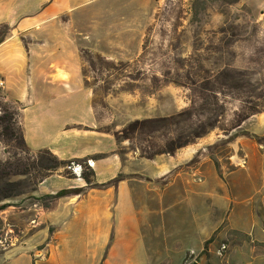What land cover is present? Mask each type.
Listing matches in <instances>:
<instances>
[{"label":"rangeland","instance_id":"rangeland-1","mask_svg":"<svg viewBox=\"0 0 264 264\" xmlns=\"http://www.w3.org/2000/svg\"><path fill=\"white\" fill-rule=\"evenodd\" d=\"M143 5L150 16L142 17L138 24L143 35L136 57L107 59L90 46L95 37L87 38L81 47L83 76L93 91L98 129L119 134V148L140 155L190 141L175 152L199 149L181 167L192 166L191 178L201 176L208 162L221 174L222 169L230 171L231 198L236 201L231 200V209H254L258 221L246 217L243 227L252 234L256 230L263 238L264 11L241 0H148ZM125 20L119 17L117 21ZM137 20L132 18L131 23ZM89 21L86 19L87 26ZM9 35V26L0 24V41ZM20 109L21 104L9 100L0 86V190L12 194L1 202L7 207L0 211V264H7L26 249L32 250L34 264L45 262L57 247L51 239L56 227L50 226L47 236L40 231L44 228L41 222L45 223V212L50 213L57 200L35 192L45 175L74 174L72 162L51 172L42 167L54 162L46 149L31 150L24 143ZM5 110L16 113L14 130L3 117ZM145 119L154 122L132 125ZM243 157L247 158L245 166L239 164ZM75 163L82 165V178L92 169L88 161ZM138 185L140 190L147 186L143 181ZM240 218L237 209L233 220ZM153 221L157 235L161 232L159 219ZM229 233L233 239L245 238L234 230ZM217 234L205 242V249L195 247V252L163 241L151 242L157 254L162 252L153 264H217L209 260L207 251ZM230 243L228 239L214 243L217 261L225 262L228 253V264H264V255L256 253L252 245L231 251ZM222 245L226 249L221 251ZM167 248L171 249L164 250ZM11 264L26 263L21 259Z\"/></svg>","mask_w":264,"mask_h":264},{"label":"crops","instance_id":"crops-1","mask_svg":"<svg viewBox=\"0 0 264 264\" xmlns=\"http://www.w3.org/2000/svg\"><path fill=\"white\" fill-rule=\"evenodd\" d=\"M147 1L0 0V24L10 28L9 37L0 41V81L8 99L21 104L27 145L31 150L48 148L63 160H91L94 181L99 184L88 185L75 173L60 172L40 182L37 195L84 190L60 197L50 213L45 212L40 231L50 236V226L56 227L51 239L57 247L39 264H153L162 252L157 254L149 243L163 241L195 252V247L205 249L216 231L217 239L207 250L213 263L228 264V253L225 262L216 260L218 239H228L231 251L252 245L264 255V237L243 227L246 217L258 221L255 210L231 209V200L236 201L231 198L230 171L222 169L221 174L208 162L201 180L191 178L192 166H181L199 148L147 158L136 151H122L115 133L98 129L93 91L83 76L81 47L87 38L95 37L90 46L107 59L136 57L143 35L138 24L150 16L143 7ZM241 1L264 11V0ZM119 17L126 20L118 23ZM132 18L138 20L131 23ZM119 175L121 180L113 184ZM139 181L146 182L144 190ZM237 209L241 218L234 221ZM153 218L159 219L157 235ZM231 230L245 238L234 236V241ZM31 252L26 249L7 264L21 259L34 264Z\"/></svg>","mask_w":264,"mask_h":264},{"label":"trees","instance_id":"trees-1","mask_svg":"<svg viewBox=\"0 0 264 264\" xmlns=\"http://www.w3.org/2000/svg\"><path fill=\"white\" fill-rule=\"evenodd\" d=\"M97 57H99L100 59L103 58L105 59L104 56H102L101 54H97ZM107 60V59H105ZM85 80V79H84ZM85 82L87 83V81L85 80ZM88 86V84H87ZM16 113L15 112H11L8 113L6 110L4 111V118L5 120L10 123L9 127L12 128V130H14L15 126L18 125V121L15 117ZM154 122L151 119H145V120H135L132 125L135 124H148ZM241 125V124H238ZM22 135H23V141L24 143H26L25 138H24V134H23V130H22ZM119 134H116V137L118 138ZM190 143V141L184 142V143H178L175 146L170 147L167 150H163V151H159V152H154V153H149V154H143V157H147V158H151L154 155H159V154H163V153H174L177 149H179L180 147H183L184 145ZM47 152L50 154L51 159H49L50 161L54 162L53 165L51 166H45L42 164V167L46 168L49 172L58 169V167H60L61 165H66V164H70L71 162H76V161H71V160H63L60 159L57 155H55L50 149L46 148ZM83 174V173H82ZM7 175V174H5ZM45 175V177L49 176ZM94 176H95V172L93 170V168L91 169V171L89 173H84L83 178L86 180L88 185H94V186H98L99 184H96L94 181ZM7 178V176H6ZM122 175H119L118 177H116L113 181H111L113 184H116L119 180H121ZM7 181V180H6ZM5 181V182H6ZM9 182H6V184H8ZM82 189L81 188H72V189H62L60 191H58L55 194H51V195H47L48 197L54 198L55 200H58L60 197L65 196V195H69V194H79L82 193ZM11 192L8 191V189H3L0 190V211L5 209L7 207L6 203H1L2 201H4L5 199H8L9 197H11ZM210 241V240H208ZM208 241H206V243H208Z\"/></svg>","mask_w":264,"mask_h":264},{"label":"built area","instance_id":"built-area-1","mask_svg":"<svg viewBox=\"0 0 264 264\" xmlns=\"http://www.w3.org/2000/svg\"><path fill=\"white\" fill-rule=\"evenodd\" d=\"M3 85H4V82L1 80L0 86H3ZM88 163L90 166H93V162L91 160H88ZM239 164L242 166H245L247 164V158L246 157L241 158L239 161ZM71 167H72V170L74 171V173H76L78 176H81V174H82V165L81 164L72 162ZM198 178H199V180H201V176H198ZM224 249H226V245H222L221 251Z\"/></svg>","mask_w":264,"mask_h":264}]
</instances>
